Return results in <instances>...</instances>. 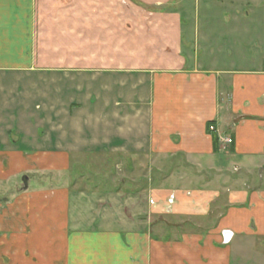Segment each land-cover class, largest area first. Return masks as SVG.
Masks as SVG:
<instances>
[{"label":"crops","instance_id":"0c3cea01","mask_svg":"<svg viewBox=\"0 0 264 264\" xmlns=\"http://www.w3.org/2000/svg\"><path fill=\"white\" fill-rule=\"evenodd\" d=\"M208 2L0 0V264H264V0ZM100 155L150 193L81 224L48 175Z\"/></svg>","mask_w":264,"mask_h":264},{"label":"rangeland","instance_id":"374dc122","mask_svg":"<svg viewBox=\"0 0 264 264\" xmlns=\"http://www.w3.org/2000/svg\"><path fill=\"white\" fill-rule=\"evenodd\" d=\"M216 2L214 0H209L208 6L214 12L212 25L218 26L219 24L223 23L231 24L236 16L241 18L242 23L250 24L254 18V15L250 14V17H252L251 19L243 18L245 15L243 16V13L241 15L239 12H237V10L241 12L242 10L245 12H250L262 5L260 4L261 0H219V4L215 5ZM249 2L250 5H248ZM262 6H264V4ZM233 9L234 13L236 14H231V16L230 14L228 16L221 15L219 16V19H217L218 11H230ZM258 16L264 17V14L260 15L259 13ZM204 24H206L205 21ZM252 25L253 29H255V25ZM258 28L259 29L256 31L257 33H261L262 31L264 32L263 28L260 29L261 26H258ZM261 34L264 35V33ZM255 49H259L258 46H255V48H252L250 51ZM258 53L260 52L258 51ZM168 160L172 161L169 158ZM162 161L163 164L167 163V159L166 161L165 159H163ZM175 161H177V165L181 166L186 162V160L182 157L175 159ZM136 162V159H127L119 156L111 157L106 155L73 158L70 164L71 169L64 175H61V179L59 175L55 174H49L48 178L55 184H59V181L63 180V182L65 181L66 185H68L72 192H76L78 196L80 194L82 203L78 200L80 207H74L73 214H79L83 216V218H80L81 221H83L81 222V224L87 223L89 225L93 223L92 220L94 217H91L93 215H99L101 213L116 214V211L119 212L121 209V195L126 189L128 191L125 193H128L129 196H137L136 191H139L140 194L138 196L141 195L140 199H146L148 197L150 193L149 185L151 184V181L149 180L151 176L148 175V170L145 172V176L147 177H143L142 179L140 178L138 182L135 179L133 180L130 178V176L132 177L133 174H129V182L128 184L126 183V186L128 187L126 188L125 185H123L124 180L126 179V176L123 172L124 167L132 165L134 166ZM141 164L144 165V167H146V165H149L148 167L154 165L151 164L150 159H141ZM161 177L162 175L160 174V178ZM140 185L145 186L144 189L142 191L136 190L135 188H138ZM149 202L150 205L154 204L153 200L151 199ZM77 209H79V211ZM78 219L79 218L77 217L75 218L76 222L78 221ZM112 220L113 218L109 221H105V219L102 221L96 220L97 223L95 225L99 227L111 226L114 228L117 225L119 226L120 224H122L120 222H112Z\"/></svg>","mask_w":264,"mask_h":264},{"label":"built area","instance_id":"2783aa9c","mask_svg":"<svg viewBox=\"0 0 264 264\" xmlns=\"http://www.w3.org/2000/svg\"><path fill=\"white\" fill-rule=\"evenodd\" d=\"M211 130H214V127H212ZM223 142L228 144V145H231L232 144V139L231 138H224Z\"/></svg>","mask_w":264,"mask_h":264},{"label":"trees","instance_id":"16d2710c","mask_svg":"<svg viewBox=\"0 0 264 264\" xmlns=\"http://www.w3.org/2000/svg\"><path fill=\"white\" fill-rule=\"evenodd\" d=\"M214 138V144H215V147L217 148L218 146V139L216 136L213 137Z\"/></svg>","mask_w":264,"mask_h":264}]
</instances>
